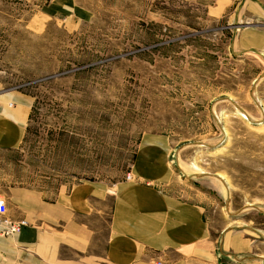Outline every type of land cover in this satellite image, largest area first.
<instances>
[{"label": "rangeland", "instance_id": "1", "mask_svg": "<svg viewBox=\"0 0 264 264\" xmlns=\"http://www.w3.org/2000/svg\"><path fill=\"white\" fill-rule=\"evenodd\" d=\"M215 1L77 0L73 22L0 0V85L34 98L0 175L49 191L113 186L131 177L140 141L163 137L174 188L213 230L264 240V49L233 45L264 21Z\"/></svg>", "mask_w": 264, "mask_h": 264}, {"label": "crops", "instance_id": "2", "mask_svg": "<svg viewBox=\"0 0 264 264\" xmlns=\"http://www.w3.org/2000/svg\"><path fill=\"white\" fill-rule=\"evenodd\" d=\"M21 1L48 18L74 22L83 11L77 0ZM214 7L244 22L264 21V0H216ZM233 42L239 54L264 49V23L244 26ZM33 103L0 85V154L23 144ZM171 148L163 137L140 141L131 178L113 186L83 180L49 191L0 175L5 217L25 223L0 237V264H264V240L242 229L213 230L204 207L177 192Z\"/></svg>", "mask_w": 264, "mask_h": 264}, {"label": "built area", "instance_id": "3", "mask_svg": "<svg viewBox=\"0 0 264 264\" xmlns=\"http://www.w3.org/2000/svg\"><path fill=\"white\" fill-rule=\"evenodd\" d=\"M130 175H127V179H130ZM6 205L3 200L0 199V237L12 236L15 233L19 232L21 228L25 225L22 221L13 222L5 217L6 214Z\"/></svg>", "mask_w": 264, "mask_h": 264}]
</instances>
